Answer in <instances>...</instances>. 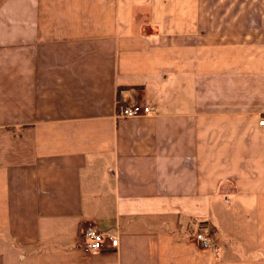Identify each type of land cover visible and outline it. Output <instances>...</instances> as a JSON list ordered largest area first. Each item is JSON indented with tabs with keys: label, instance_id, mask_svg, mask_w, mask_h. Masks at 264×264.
I'll return each mask as SVG.
<instances>
[{
	"label": "crops",
	"instance_id": "1",
	"mask_svg": "<svg viewBox=\"0 0 264 264\" xmlns=\"http://www.w3.org/2000/svg\"><path fill=\"white\" fill-rule=\"evenodd\" d=\"M263 120L264 0H0V264H264Z\"/></svg>",
	"mask_w": 264,
	"mask_h": 264
},
{
	"label": "built area",
	"instance_id": "2",
	"mask_svg": "<svg viewBox=\"0 0 264 264\" xmlns=\"http://www.w3.org/2000/svg\"><path fill=\"white\" fill-rule=\"evenodd\" d=\"M152 114L151 108H141V106H131L124 108L119 116L121 118H138L141 116H149ZM260 126H264V120L259 122ZM83 239L86 241L84 250L87 253H94L105 248H116L118 246V239L111 237L103 232H100L94 227H87L83 232ZM193 240L199 244L203 249H210L215 255L219 254V250L214 244L211 234L207 230H200L197 232Z\"/></svg>",
	"mask_w": 264,
	"mask_h": 264
}]
</instances>
